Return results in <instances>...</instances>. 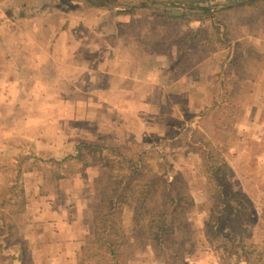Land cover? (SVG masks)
<instances>
[{"label": "trees", "instance_id": "16d2710c", "mask_svg": "<svg viewBox=\"0 0 264 264\" xmlns=\"http://www.w3.org/2000/svg\"><path fill=\"white\" fill-rule=\"evenodd\" d=\"M53 6L108 11L107 23L115 31L113 41H118L126 23L134 25L136 16L151 17L153 26L147 37L134 25L138 49L148 54L155 41L174 47V69L192 68L210 50L221 53L219 71L211 83L216 97L209 106L187 114L191 118L178 116L181 127L176 134L159 136L147 131L142 139H132L131 146L124 149L96 139L78 138L72 150L60 160L72 159L81 164L80 169L97 160L103 161L97 176L92 234L87 235L75 252V264H135V252L127 245L128 237L140 234L139 220L148 201L154 198L158 201L148 219L149 249L154 256L151 264H193L189 258L196 248L199 230L223 264H237L240 258L251 264L252 255L264 264L263 252L253 240L244 239L258 227L264 230V220L258 221L254 201L246 192L230 180L222 179L220 172L226 166L223 157H219L221 152L205 146L203 133L195 125L196 120L211 111L222 108L230 111L231 103L236 108L234 113L227 111L234 114L232 120L243 114V103L253 94L256 73L264 68V55L260 43L255 41V37L264 35V0L214 8L182 7L153 0H52L44 8ZM14 11L12 6L7 14L13 16ZM263 109L264 102H260L253 122L262 120ZM231 122L224 131L232 129L230 133L238 136ZM185 131L190 132L186 140L194 149L201 150L204 160L206 185L204 193L199 195L194 194L187 175L174 169L168 159V147L178 146ZM196 133L198 137L193 138ZM102 150L110 153H100ZM46 178L55 198L50 199L52 209L62 200L56 180L52 176ZM42 194L45 195L44 191ZM19 255L23 256L22 251ZM20 256L16 263L9 260L5 264H23Z\"/></svg>", "mask_w": 264, "mask_h": 264}, {"label": "rangeland", "instance_id": "374dc122", "mask_svg": "<svg viewBox=\"0 0 264 264\" xmlns=\"http://www.w3.org/2000/svg\"><path fill=\"white\" fill-rule=\"evenodd\" d=\"M43 1L52 2V0ZM70 10L65 12L66 15H73V12ZM82 11L79 29L82 33V52L80 55L81 60L78 62L82 65L81 70L76 72L69 70L64 77L60 76V79L55 75L56 73L51 74L53 83L56 84L61 80L64 81L67 102L65 104L49 105V109L45 114L39 111L34 115L33 112L36 111H32V109L35 105L32 104L28 109L29 111L21 114L19 117L5 118V115L7 116L8 114L4 112L3 114L0 113V143L3 140L5 145L12 144L16 146L13 151L7 150L6 152H2V154L0 153L2 176L6 179L5 185H0V206L3 207V211L11 209L3 217L0 216V219L3 221L2 223L0 221V232L6 229L9 219L13 221L21 215L18 212H21V208L27 202L23 187L26 176L25 170L28 167H42L44 173H47L46 175H52L55 178L54 180L60 179V183L57 180L56 183L59 185L60 199L62 201L59 204H55L61 207L58 214L56 210L59 207L49 210V230L43 232L41 238L44 240H66L74 234L77 235L79 231H81V234L86 235V238L87 235L92 234L93 230L92 210L98 195L97 176L102 168L103 161L97 160L96 162H92L84 169H80L81 164L72 159L60 161L72 150L75 140L78 138L96 139L103 144L124 149L131 146L130 141L132 139H142L145 132L149 130L147 128L152 127L155 132L157 131V135L159 136H170L176 134L181 127L177 117L163 124L156 119L154 120L156 112L158 111L159 113V110L163 109V106L159 107L156 104H149L147 108L146 105H142L140 109H137L139 108L137 106L129 107V119L122 121H106L100 117L105 114L104 109L106 106H115L114 104L106 105L105 102L98 103L104 96L105 91L103 90L110 83L105 79L108 63H113V60L118 63L123 62V54L132 52V48H135L137 44L134 25L147 37L152 31L153 19L151 17L146 19L141 15L136 16L134 18V25L129 22L126 23L125 27L120 30L118 41H113L112 39H107L105 34V32L115 34L114 26L107 23L108 11L102 8L83 9ZM59 14L61 15V12ZM48 15L50 19H57L58 14L57 12H51ZM118 21H120L119 18ZM160 23L161 21H159V28L161 29ZM255 41L260 43V49L264 55V35L261 34L255 37ZM111 45L117 46V49H115L117 52H115L113 60L108 59L105 54L107 47H111ZM174 49V47L170 48L167 45H162L160 48L162 60L169 55L171 50L173 52ZM220 56L221 53L217 50H210L204 56L207 59L206 63L209 64L211 69L209 73L211 83L215 80L219 71ZM66 59L69 60L68 57ZM200 59L204 61V58ZM71 63L67 61V65ZM71 67L69 65V68ZM57 74L61 75V72ZM43 75L46 76L47 73ZM74 82L80 85V87H74L72 84ZM253 86V94L245 99L243 103L244 112L237 120H232L234 114L227 113V111L229 113L233 111L234 113L236 110L235 104L231 103L230 108L232 109L230 111L227 108L219 109L216 112L211 111L204 115L201 120H196L195 125H198L197 127L201 131V134L203 133L205 146L221 152V156L219 157H223V165L226 166L220 172L222 179L230 180L253 199L258 221H263L264 109L260 111L263 116L262 120L253 122L252 119L255 113H257L260 103L257 102L258 98L264 97V68L259 69L256 73ZM211 88L212 98L208 103H197L193 111H190L185 105L180 107L183 118L184 116L187 117L189 113H196L203 106L210 105L211 100L216 97ZM215 88L216 85L213 89ZM51 95L56 96V93L51 92ZM73 99L80 100V102L74 103ZM32 116L34 117L32 118ZM90 116H95V118L93 119ZM189 116L188 118H191L192 115ZM230 122L235 124L236 135L238 136L230 133L232 129L224 131L226 125ZM3 130H10L12 134L2 135ZM189 133V131L184 132L178 146L168 147V159L174 164V169L182 171L187 175L194 194L199 195L204 193L206 185V175L203 171L204 160L201 150L194 149L190 141L186 140ZM197 137L196 133L193 138ZM100 153L110 152L102 150ZM55 161H58L59 164H55ZM45 181L48 180H43L42 185L46 184ZM49 183L50 181H48L50 191L47 192L49 194L45 195H49L51 201H54L53 188H51ZM33 184L34 187L37 186L36 182ZM10 190H12V194H10ZM157 201L158 198L148 201L138 223L140 234L128 237L127 245L135 252V264H151L154 261V256L149 249L148 219ZM61 203L66 206L63 208ZM78 203H80L79 208L74 209L73 207ZM37 205H39V201L34 200L33 207L31 208V205L29 207L32 210ZM17 229L14 228L13 231H8L7 240L16 237L18 234ZM254 231L253 235L244 236V239L253 240L258 250L262 251L264 255V230L258 227L257 231ZM53 249L52 251V247L50 248L52 253L57 254V248L54 247ZM63 249L66 251V248ZM7 254H9L8 251H4L0 247V264H5L9 260ZM64 256L63 253H60L59 256L52 258L48 264H70L68 257L65 258ZM189 260L193 264L224 263L218 254L210 248L201 230L197 233L196 248ZM250 263L262 264L255 255L250 257ZM73 264H75V261ZM237 264H246V261L240 258L237 260Z\"/></svg>", "mask_w": 264, "mask_h": 264}, {"label": "crops", "instance_id": "0c3cea01", "mask_svg": "<svg viewBox=\"0 0 264 264\" xmlns=\"http://www.w3.org/2000/svg\"><path fill=\"white\" fill-rule=\"evenodd\" d=\"M45 3L43 0H0V113H7L5 118L19 117L29 111L31 104L35 105L32 109L36 111L33 112L34 115L39 111L45 114L51 104H65L67 99L64 81L53 83L51 74L56 73L55 75L60 79V76L64 77L69 70L74 72L81 70L82 65L78 62L81 60L82 33L79 29L83 11L68 9L73 12V15H66L65 12L68 10L65 8L53 6L48 9L44 8ZM12 6L15 7L14 15L9 16L7 9ZM51 12H57V19H50L48 14ZM105 34L107 39H112L114 36V33L110 32ZM119 37L120 35L118 39ZM161 46L158 41H155L154 48L150 50V53L145 54L136 44L132 52L123 54V62L120 63L113 60L117 46L107 47L106 57L113 60H111L113 63H108L106 68L105 79L110 83L103 90L104 96L100 99L101 101L98 99V103L105 102L106 105L114 104L115 106H106L105 114L99 115L102 119L126 120L129 119V107L137 106L139 107L137 109H140L142 105H146L147 108L149 104H156L159 107L163 106V109L159 110V113L156 112L154 120L163 124L178 116L183 117L180 111L183 105L193 111L197 103L210 101L212 98L209 74L211 69L204 57L208 52L200 57L204 58V61L198 58L192 68L174 69L172 68V50L162 60ZM67 61L72 62L73 65H67ZM69 65L72 67L69 68ZM60 72L61 75L57 74ZM44 73L47 75L44 76ZM72 84L74 87H80L76 82ZM51 92L56 93V96H52ZM72 101L80 102L75 99ZM257 102L263 103L264 97L258 98ZM90 117L95 118V116ZM147 129L152 134H158L152 127ZM10 134H12L10 130H3L2 135ZM15 148L16 146L12 144L5 145L3 140L0 143L1 154L7 150L13 151ZM54 163L59 164L58 161ZM41 168L28 167L25 170L23 187L27 202L23 207L21 206V212H18L21 215L13 221L9 219L6 229L0 232V247L8 251L7 256L12 263L17 262L19 252L22 251L23 256L20 258L23 264H48L60 253H63L65 258L68 257L70 264H73L75 252L83 244L86 235L79 231L77 235L74 234L66 240L41 238L43 232L49 230V210L59 207L56 210L57 214L61 210L60 205L51 209L50 196L42 194L43 191L49 194L47 192L50 188L47 186L43 190V180H46L48 175ZM2 174L0 167L1 186L6 183ZM56 180L60 183L59 178ZM34 182L37 183L36 187L33 186ZM10 191L12 194V190ZM34 200L39 201V205L31 210ZM76 205L74 209H78L80 203ZM61 206L64 208L66 205L61 203ZM2 208L0 206L1 217L11 210L3 211ZM0 221L3 222L2 219ZM14 228H18V234L14 239L7 240L8 231H13ZM51 247L52 251L54 247L57 248V254L52 253ZM63 248H66V251Z\"/></svg>", "mask_w": 264, "mask_h": 264}, {"label": "water", "instance_id": "95a60500", "mask_svg": "<svg viewBox=\"0 0 264 264\" xmlns=\"http://www.w3.org/2000/svg\"><path fill=\"white\" fill-rule=\"evenodd\" d=\"M160 3H172L182 7L199 8L203 5L210 7L238 5L245 3L249 0H153Z\"/></svg>", "mask_w": 264, "mask_h": 264}]
</instances>
